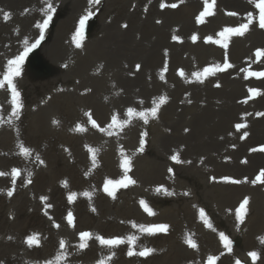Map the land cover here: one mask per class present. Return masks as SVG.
Instances as JSON below:
<instances>
[{"label": "rangeland", "instance_id": "374dc122", "mask_svg": "<svg viewBox=\"0 0 264 264\" xmlns=\"http://www.w3.org/2000/svg\"><path fill=\"white\" fill-rule=\"evenodd\" d=\"M38 1L0 10L6 16L22 8L27 16L41 15L40 26L48 21L26 43L18 37L16 16L4 28L19 32H0V44L15 48L11 59L31 49L14 79L18 115H12L10 90L0 87V173H5L0 175V264H55L61 253L65 259L59 264L101 259L107 264H207L210 256L217 257L215 264H264V182H252L264 170V112L249 103L244 108L239 85L242 46L258 64L250 66L249 77L264 79V55L256 56L264 40L252 46L248 37L230 34L223 47L215 42L223 39L219 33L239 27L224 16L235 20L236 12L212 11V25L205 18L192 21L196 9L190 0H159L150 12L142 4L134 10L117 0H81L77 10L34 8ZM196 1L203 10L205 0ZM90 15L96 17L94 29L84 35L81 22ZM126 15L136 18L134 24ZM148 19L153 25L143 22ZM32 51L48 72L31 67ZM226 61L231 67L225 68ZM83 63L89 68L80 73ZM216 65L224 70L200 79L194 75ZM3 67L0 77L7 64ZM247 92L252 100L264 97V85ZM12 169L20 175L13 177ZM109 180L114 195L104 190ZM240 187H258L259 200L248 203L242 222L236 217L245 199ZM201 209L211 228L201 219ZM161 224L168 225L167 231L150 234L139 227ZM81 232L91 234L83 249ZM220 233L231 241L230 251ZM30 236L39 243L30 246ZM97 236L123 237L125 243L104 246ZM129 236L137 238L134 244ZM130 248L154 251L130 256ZM251 252L257 253L255 260Z\"/></svg>", "mask_w": 264, "mask_h": 264}, {"label": "bare ground", "instance_id": "6f19581e", "mask_svg": "<svg viewBox=\"0 0 264 264\" xmlns=\"http://www.w3.org/2000/svg\"><path fill=\"white\" fill-rule=\"evenodd\" d=\"M28 0H0V10L1 9H6L4 8L6 5H8V8H14L16 5L20 4L21 2H26ZM33 1V0H30ZM81 0H70V1H65V0H39V6H34V8H45V9H53V8H58V9H62V8H76V10L78 9L79 3ZM86 1V0H84ZM95 1V0H94ZM119 2V4L124 5L125 7H129V5L133 6L134 10L139 9L141 4L143 5V9L145 8L146 10H148V12L151 11L153 5L155 2H158L159 0H117ZM189 2H191L192 6H194V8L196 9L195 15L192 18V21L197 20V17L200 16V13L202 11H204V9H199L196 7L197 1L196 0H190ZM209 2H211V0H209ZM63 4V5H62ZM49 5H51V8H49ZM66 5V6H64ZM24 7V6H23ZM142 9V10H143ZM227 10V12H232L233 11L236 12V18L235 20H233V17L227 18L226 16H224L225 22H231V21H236L239 22V26L242 24H246L248 23L249 20V16L248 14L251 13L252 14V23L249 24V28L248 30L243 34V35H239V39H245V38H249L252 41V46H255L254 44H257L258 42V38L263 42L264 40V29H261L259 27V9L256 8L255 6V0H215V4L214 7L211 9V11H214V15H216V10ZM19 10V9H18ZM21 11L19 13H16L15 11H11V12H6V16L2 15L0 16V20H1V24H0V32L3 31L4 34H6V36H12V34H17L19 32V28L16 29L17 27H13L10 29H5L4 27H8L9 23L12 22L13 24L14 22V17L16 16L15 20L17 23H20V32L18 33V37H21L22 40H20V42L26 43L28 42L27 40H31V38L33 37V35L36 36L35 29L37 30L38 27H40V24L43 20V17L41 15H39L37 18L32 17L31 16H27L23 11L22 8L20 9ZM65 10V9H64ZM232 10V11H231ZM121 11L124 12V8L123 9H119V13H122ZM16 14V15H15ZM18 14H20V17L18 16ZM214 15H206L203 18H205L207 20V23L209 25H212L215 22V18ZM88 17V16H86ZM125 17H128V20H130V22L132 24H134L133 20H136V18H131L130 15H126ZM45 18V17H44ZM3 21V22H2ZM125 21V20H124ZM157 21L161 22V20H159L157 18ZM143 22H145L148 25H153L150 23V19L148 20H144ZM128 23V22H126ZM114 28V27H111ZM15 30V31H14ZM118 35V34H117ZM241 37V38H240ZM105 41H108L109 38H104ZM113 42L115 43L116 41L113 40ZM260 43V42H258ZM102 47L101 45L99 46V50H101ZM247 48L243 47L241 48V60H242V66H241V83L239 85L242 86V99L241 101L244 104V108L247 107V103H249L251 105V107L254 108L255 112H264V97H261L259 99H250L249 98V94L247 92V88L253 86H257V84L259 85H264V79L262 80H255L252 77H249L248 75V71L250 69V66L252 67H257L258 64L256 63H252L251 60L248 58V54H247ZM15 51V48L13 45L11 44H0V68H4L3 66H6L7 62L11 59L13 52ZM253 52V50H252ZM251 52V53H252ZM78 68V67H77ZM89 68V64L83 63L81 64V66H79V70L80 73H83L84 71H86V69ZM1 71V70H0ZM260 81V82H259ZM16 184L14 183V186ZM258 187H240L239 188V195L241 193H245L244 198H248L249 202H253L254 203H259V200L256 199L257 196V190Z\"/></svg>", "mask_w": 264, "mask_h": 264}, {"label": "snow or ice", "instance_id": "6c2138e0", "mask_svg": "<svg viewBox=\"0 0 264 264\" xmlns=\"http://www.w3.org/2000/svg\"><path fill=\"white\" fill-rule=\"evenodd\" d=\"M95 2H99V0H95ZM215 4V0H211V2H209V0H205V9L204 11H202L200 13V16L197 17V21L198 22H203V17L206 15H212L213 12L211 11V9L214 7ZM176 5H172V7H175ZM255 6L257 9H259V27L261 29H264V0H255ZM163 7V5H162ZM49 8H51V5H49ZM232 15H235V13H231ZM249 20L248 23L246 24H242L240 25L238 28H224L220 33L219 36L223 37L222 40H217L215 41L216 43L222 44L223 47L227 48L228 47V36L230 34H236V35H243L249 28V24L252 23V14L249 13ZM50 19V16H49ZM47 20H45L44 25L40 26L41 30H43V27L46 26L47 24ZM174 39H176V37H173ZM193 41H195L197 39V37L195 35H193L192 37ZM209 41L212 40V37H208L207 38ZM36 45L33 44L31 45V47H35ZM79 46V44H78ZM30 47H26L24 52L20 55H18L17 57H14L13 59L9 60L7 63V71H5V73L3 74L2 77H0V87H4L5 85L7 86V88L10 90L11 92V103L13 105V109H12V115L16 116L19 113V109L21 107L20 102H19V92L16 89V85L14 83V79L15 77H18L21 73H20V66L23 63V60L25 58V56L27 55L28 51H30ZM264 55V50L261 49H257L256 50V56L259 58L260 56ZM140 66L137 65V68H139ZM227 67H231V64L227 63V61L225 62V68ZM224 69H222L219 65H216L215 67H206L203 69V73L197 72L194 75L196 76L197 79H200L202 75L207 76L209 74H214L216 71H222ZM253 75H257L256 73H252ZM264 74V73H262ZM181 75H183V72H181ZM250 91H255V90H250ZM165 102V98L161 97L160 98V103H164ZM150 113L153 117L156 116L157 114V107H153L150 110ZM134 114V109L129 108L128 109V115H133ZM138 115H140L141 117H144L145 119L146 114L144 112L138 113ZM117 118L113 117V122H116ZM93 125H95V121H92ZM241 125H237V128H240ZM81 131H83L84 129H80ZM261 150H264V147L261 148ZM21 153L24 156H29L30 155V150L27 147L21 146L20 148ZM174 160L177 159V157L173 156L172 157ZM42 162V161H41ZM128 165V161L125 160L124 162V166L127 167ZM12 176L16 177L18 175H20V170L19 169H12ZM0 175H5V173H0ZM261 177H264V170H261L260 174L257 176V179L252 181L253 183H257L258 181L260 182H264L261 181ZM226 180H228L229 178H224ZM233 183H239V181H232ZM114 182L109 180L106 182L105 184V188L104 190L106 192H108L109 195H114V192L109 188V185H112ZM115 183H119V184H124V181H117ZM128 183H134V181L128 180ZM124 186H126V184H124ZM8 195L11 196L12 195V191L8 192ZM75 193H72L69 195V200H73L75 197ZM84 195L88 196L90 195L89 193H84ZM42 199H46V198H42ZM249 203L248 198L246 197L239 205V207L236 209V217L238 220H240L241 222L243 221L244 216L246 215L247 212V205ZM141 205L144 207V210L146 212H148L149 214H152L151 209L148 207V205L144 202L141 201ZM200 216L201 219L204 220L205 224H207V226L209 228L212 227V225L207 221L206 215L204 213V210L201 209L200 210ZM69 223H72V214L69 213ZM58 226V225H57ZM141 228L142 231L144 232H148L150 234L155 233L157 231L159 232H165L168 229V225L165 224H161V225H148V226H144L141 225L139 226ZM80 239H81V243L79 245V247L81 249L87 247L86 241L88 239H91V234L88 232H81L80 234ZM96 239L99 241V243L101 245L104 246H109V247H113V246H118L120 244L125 243V239L123 237H111V238H104V237H100L97 236ZM136 237L135 236H129L127 237V241L129 244H134L136 241ZM220 239L221 241L224 243L225 247L230 251L231 250V241L229 240V238L224 234V233H220ZM28 244L31 246L33 244H38L39 241L36 239L35 236H30L28 237ZM187 243L189 244L190 247L192 248H196L197 245L195 243V241H193L191 238H189L187 240ZM60 247L61 249H63L65 247V243L64 241L60 242ZM154 250L150 249V248H143L139 253H135L131 248L128 251V255H141V256H148L150 255ZM249 255L253 258V260H255L257 258V253L255 252H251L249 253ZM65 259V255L64 253H61L60 255H58L55 258V264H59V262L61 260ZM110 259V257L108 258ZM217 257H212L210 256L208 258V262L207 264H215ZM48 264H54L53 261H49ZM98 264H107L106 259H101L98 261ZM237 264H240L239 261H237Z\"/></svg>", "mask_w": 264, "mask_h": 264}, {"label": "water", "instance_id": "95a60500", "mask_svg": "<svg viewBox=\"0 0 264 264\" xmlns=\"http://www.w3.org/2000/svg\"><path fill=\"white\" fill-rule=\"evenodd\" d=\"M92 26V24H91ZM31 62L33 65H39L40 70L44 72H48L49 68L43 63L40 57H38L35 53L31 55Z\"/></svg>", "mask_w": 264, "mask_h": 264}]
</instances>
